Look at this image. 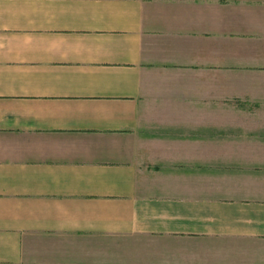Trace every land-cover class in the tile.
Returning <instances> with one entry per match:
<instances>
[{
  "label": "crops",
  "instance_id": "crops-1",
  "mask_svg": "<svg viewBox=\"0 0 264 264\" xmlns=\"http://www.w3.org/2000/svg\"><path fill=\"white\" fill-rule=\"evenodd\" d=\"M0 264H264V0H0Z\"/></svg>",
  "mask_w": 264,
  "mask_h": 264
}]
</instances>
